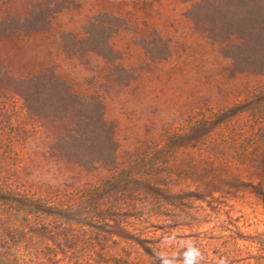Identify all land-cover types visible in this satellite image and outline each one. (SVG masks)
<instances>
[{
    "label": "rangeland",
    "instance_id": "obj_1",
    "mask_svg": "<svg viewBox=\"0 0 264 264\" xmlns=\"http://www.w3.org/2000/svg\"><path fill=\"white\" fill-rule=\"evenodd\" d=\"M35 1L0 0V19ZM60 1L46 30L0 37V74L52 68L75 92L100 95L116 162L86 169L50 156L68 122L28 116L0 86V174L12 182L23 161L30 197L0 193V264H264V74L232 71L187 16L198 0ZM96 21L113 62L62 40H83ZM38 194L62 212L47 216ZM117 220L146 240L107 232Z\"/></svg>",
    "mask_w": 264,
    "mask_h": 264
},
{
    "label": "trees",
    "instance_id": "obj_2",
    "mask_svg": "<svg viewBox=\"0 0 264 264\" xmlns=\"http://www.w3.org/2000/svg\"><path fill=\"white\" fill-rule=\"evenodd\" d=\"M65 6L60 0H37L23 17L6 13L0 19V37L46 30L50 18ZM187 16L194 24L202 26L213 41L220 45L223 56L231 59L233 72L264 74V0H198L187 11ZM89 24L83 40H76L69 32L63 33L65 47L82 43L86 50L113 62L115 52L103 28L97 21ZM232 37L235 41L231 40ZM143 43L147 51L153 53L154 49L161 52L155 57L166 56L158 41L148 40ZM0 86L11 89L21 99L22 108L28 116L50 123L68 122L57 131L54 141L47 146L50 156L86 169L99 163L106 166L115 164L118 147L115 125L105 118V103L100 95L75 92L52 68H45L40 73L22 78L0 74ZM3 163L0 158V171ZM23 163L19 161L15 164L12 182H6L0 174L1 194L19 195L23 199L29 197L26 194V181L21 177ZM41 170L42 167L36 169L35 177V181L40 184L44 171L48 169H43V172ZM37 196L31 202L41 203L47 216H58L62 212L63 204L59 199L55 201L51 197ZM41 224L45 225V222L42 221ZM16 229L17 227L12 228ZM107 232L121 240H131L137 244L146 240L131 233L118 220ZM144 248L154 256L148 247Z\"/></svg>",
    "mask_w": 264,
    "mask_h": 264
}]
</instances>
